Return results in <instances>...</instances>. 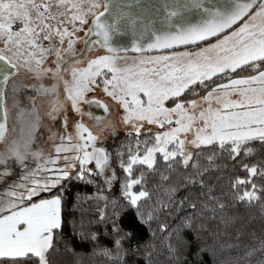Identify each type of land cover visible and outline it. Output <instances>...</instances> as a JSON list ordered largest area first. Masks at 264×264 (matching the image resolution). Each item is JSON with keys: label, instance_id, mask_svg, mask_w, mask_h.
Segmentation results:
<instances>
[{"label": "snow or ice", "instance_id": "obj_1", "mask_svg": "<svg viewBox=\"0 0 264 264\" xmlns=\"http://www.w3.org/2000/svg\"><path fill=\"white\" fill-rule=\"evenodd\" d=\"M107 7L101 0H0V141H4L0 181L17 176L0 193V264H50V250L58 243H70L62 231V210L63 193L72 180L95 184L100 177L108 190L119 180V196L110 199L98 189L93 196L77 197L104 202L103 208L97 204L98 215L100 222L111 217V232L106 229L105 234L111 237L113 248H101L96 233L90 239L110 264H128L130 253H140L146 264H153L155 245L133 244L135 233L118 223L128 209H135V217L153 238L157 230L168 232L165 240L175 235L176 243L168 244L175 264H181L186 246L183 229H195L199 222L198 251L201 257L205 252L215 256L216 247L202 239L201 233L214 238L219 225L212 231L206 220H219L227 227L242 218L241 208L250 209L254 202L264 212V184L256 182V178L264 180V161L237 159L241 152L243 157L253 154L247 147L252 141L264 144V0H235L231 13H210L212 18L198 25L174 24L173 18L181 9L203 7L202 0L166 3L167 30L142 25L133 49L165 50L167 54L131 61L117 54L112 38L123 31L120 21L125 18L136 34V20L118 14L111 22L104 21L100 9ZM66 23L72 25V32ZM86 25L83 48L77 52L72 36ZM90 35L98 39L90 40ZM145 36L146 45L139 42ZM65 37L66 49L62 48ZM209 37L216 42L207 43ZM198 41L205 42V47L195 52L172 50ZM92 45H99L106 54L86 59L85 67L78 66L79 59H65V53L87 57ZM49 56L56 58L55 69L43 67ZM62 63L77 65L70 68L71 80H65L64 87L78 115L84 114L82 103L108 113L106 104L87 97L94 85L102 86L122 108L125 134L113 150L104 142L116 138L117 125L92 112L87 115L96 121L97 131L77 121L69 132L64 115L60 130L49 136L54 154L33 147L40 124L35 97H30L31 108H21L16 94L29 86L36 95L55 93V85L45 88L39 81L48 72L55 77L69 71ZM28 73L37 83L25 85L19 79ZM10 95L21 123L20 134L11 139L7 136ZM196 96L203 104L189 98ZM62 107L57 99L48 113L53 121ZM238 167L247 173L245 177L235 174ZM229 168L233 174L226 187L223 178ZM244 261L264 264V239L258 247L247 248Z\"/></svg>", "mask_w": 264, "mask_h": 264}, {"label": "trees", "instance_id": "obj_2", "mask_svg": "<svg viewBox=\"0 0 264 264\" xmlns=\"http://www.w3.org/2000/svg\"><path fill=\"white\" fill-rule=\"evenodd\" d=\"M236 26L232 28L235 29ZM227 32V31H226ZM216 41L215 37L207 40V43ZM205 46V42H198L188 46L174 47L172 50H195ZM168 50V51H172ZM167 53L165 50L151 51L144 55H156ZM183 95V94H182ZM200 99L199 96L189 97ZM166 106H172L167 103ZM247 147L253 149V154L248 157H243V152L237 157L244 158L248 163L264 161V144L260 141H252ZM218 163L220 160L217 161ZM229 164L231 162H228ZM118 175L120 170L118 165ZM233 174L231 168L226 171L223 178V182L227 187L228 177ZM235 174L241 178L245 177L247 173L243 168L238 167L235 169ZM96 179L95 184H89L86 181L72 180L66 185V191L63 193L64 207L62 210L63 220V234L64 237L70 241L68 245L64 243L56 244L55 250H50L48 257L50 264H110L109 258L105 257L99 249L96 248V243L90 239L92 233H96L99 237V246L113 248V241L110 236L105 234V230L110 233L112 229L111 217L105 221L100 222L98 215L97 204L100 208H103V201H93L77 199V197L93 196L99 189V181ZM257 185L264 184V180L256 178ZM110 199L114 196H119V180L118 187L115 193L110 194L104 192ZM79 204L80 207H74ZM239 207V205H238ZM111 213L112 209H107ZM190 211V210H189ZM183 215V214H181ZM240 215L242 218H237L233 223L225 227L221 225L219 220L205 221L211 227L212 231H216L215 225H219V235L216 237H210L207 234L201 233V237L204 240L213 243L216 247L215 256L205 252L201 257L198 251L199 241L196 238V230L199 228V222L195 229H183L182 237L186 241L185 250L182 254L181 264H236L239 259L240 264H245L244 254L247 248L255 245L259 246V243L264 239V212L261 211L259 203L254 202V205L250 209L241 208ZM163 220V217L161 218ZM118 223L125 231L134 232L136 239L133 244L153 243L155 249L152 253L153 264H175L170 257L168 251V244H175L176 238L173 235L168 240L165 237L168 236V232H161L157 230L155 238L149 232L148 227L139 222L135 217V209H128L123 213ZM153 228H157L156 224H153ZM128 247V243L124 245ZM94 249H96L94 251ZM143 251V249H141ZM128 264H146L140 253L136 255L129 254L126 257Z\"/></svg>", "mask_w": 264, "mask_h": 264}, {"label": "rangeland", "instance_id": "obj_3", "mask_svg": "<svg viewBox=\"0 0 264 264\" xmlns=\"http://www.w3.org/2000/svg\"><path fill=\"white\" fill-rule=\"evenodd\" d=\"M102 2V0H101ZM103 3V2H102ZM101 14L104 12V9H100ZM77 25H79V22H77ZM65 26L68 28L70 32H72V25L70 23H66ZM88 25L84 26L83 29L80 31L74 32L72 39L74 41L73 48L80 52V50L83 48V38L84 33L87 30ZM92 35H90L91 39ZM45 44L48 42L45 41ZM68 47V37H65L64 43L62 45V48ZM204 47V46H203ZM202 48V47H201ZM195 50H189V51H196ZM106 54V50L99 47V45H92L91 49L89 50L87 57H72L70 53H65V59L67 60H74L79 59L81 62L78 66L85 67L86 66V59L93 58L95 55H103ZM127 56L129 58V61L136 58H146L149 56L154 55H127L122 54L120 56ZM73 66L71 63H62V68H67L69 71H61L57 76H53L52 72H48L44 74L41 77V80L39 81L44 85L45 88H51L53 85H55L56 91L55 93H49L48 95H36L32 87H25L20 90L19 93L16 94V99L19 101V105L21 108H31L33 105V101L30 99V97H35V109L38 112V115L40 117V124L37 128V140L33 144V147H41L43 149V152L46 154H54V147H53V141L49 139V136L51 132H57L60 130V127L63 123L62 117L64 115L67 116V131L73 132L74 131V125L77 121H82L88 128L93 130L94 132L97 131V124L96 121L93 120L87 113H89L88 104H80V108L82 109L83 115H78L72 108L71 100L68 99V95L65 91L64 87V81L65 80H71V72L70 68ZM44 68L47 69H55L56 68V58L55 56H49L46 60V62L43 65ZM25 85H31L33 83H37V81L33 80L32 74H24L19 78ZM87 97L89 99L95 98L97 100L102 101L104 104L108 106V113H106L104 120L105 122L111 121L113 124L117 125L118 131L116 138L109 137L105 142V147H107L109 150H113L115 148L116 143L124 137L125 130L123 127V124L121 123V117L123 115L122 108L119 107L116 101L112 100L111 97H109L104 91L103 87L100 85H94L92 86V90L89 91L87 94ZM59 100L60 104L63 105L61 114L57 116L56 120L53 121L48 113L52 111V108L56 102V100ZM198 100V99H197ZM167 104V102H166ZM203 104L202 101L198 102V105ZM7 108L9 110V119L7 121V136L9 139L16 137L20 134L21 129V123L19 120L16 119V112L18 109L13 107L12 104V97L11 95L8 98L7 101ZM198 111V109H197ZM153 130H155V126L153 127ZM192 138V134H188V139ZM4 147V141L0 143V149H3ZM35 166L34 164L32 165ZM94 167V165H89ZM115 166V165H114ZM116 167V166H115ZM17 175L19 173V169H16ZM17 176H10L6 177L4 181H0V193H3L8 183H10L12 180L16 179ZM99 181V189L103 190V192H107L110 194H113L116 192L118 187V180L114 184L113 188L111 190H108L107 187L103 184L100 177H96Z\"/></svg>", "mask_w": 264, "mask_h": 264}, {"label": "water", "instance_id": "obj_4", "mask_svg": "<svg viewBox=\"0 0 264 264\" xmlns=\"http://www.w3.org/2000/svg\"><path fill=\"white\" fill-rule=\"evenodd\" d=\"M107 4V10L102 13L101 19L111 22L118 14H129L136 20V34L133 32V28L128 24L127 19L120 21V27L123 29L121 32H117L113 35L112 44L115 48L119 49L118 55H144L151 51L161 50H145L143 52H137L133 49V42L139 40V31L142 30V25L150 24L151 28L158 31L167 30V24L164 22V18L167 12L164 5L170 4H190L191 0H102ZM203 7L201 8H189L187 10L181 9L178 17L173 18V23H185L188 25H198L211 19L210 13H220L221 15H228L232 12L235 6V0H202ZM235 26V25H234ZM232 26V28L234 27ZM228 31V30H225ZM212 37L207 38V40ZM98 37L92 35L90 40H97ZM146 45L148 36H145L144 40L139 41ZM201 42V41H198ZM196 42V43H198ZM187 45H178L174 47H182ZM126 50V51H125ZM89 112L94 113L97 116L105 117L106 113L102 108H98L95 105H88ZM2 141H0L1 143Z\"/></svg>", "mask_w": 264, "mask_h": 264}, {"label": "crops", "instance_id": "obj_5", "mask_svg": "<svg viewBox=\"0 0 264 264\" xmlns=\"http://www.w3.org/2000/svg\"><path fill=\"white\" fill-rule=\"evenodd\" d=\"M234 30V29H233ZM216 41H214V42H212V43H215ZM205 47V46H204ZM177 51H179V52H183V51H189V50H186V49H183V50H177ZM197 51V50H196ZM189 52H195V51H189ZM163 54H167V53H163ZM157 55H162V54H156V55H154V56H157ZM150 57V56H149ZM147 58V57H146ZM200 101V99H198L197 100V102H199Z\"/></svg>", "mask_w": 264, "mask_h": 264}]
</instances>
